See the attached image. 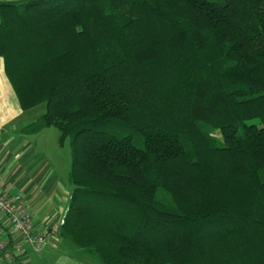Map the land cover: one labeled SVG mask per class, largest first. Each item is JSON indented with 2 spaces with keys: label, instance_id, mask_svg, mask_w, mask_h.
Wrapping results in <instances>:
<instances>
[{
  "label": "trees",
  "instance_id": "obj_1",
  "mask_svg": "<svg viewBox=\"0 0 264 264\" xmlns=\"http://www.w3.org/2000/svg\"><path fill=\"white\" fill-rule=\"evenodd\" d=\"M22 129L70 143L59 233L102 264H264V0L0 1Z\"/></svg>",
  "mask_w": 264,
  "mask_h": 264
},
{
  "label": "crops",
  "instance_id": "obj_2",
  "mask_svg": "<svg viewBox=\"0 0 264 264\" xmlns=\"http://www.w3.org/2000/svg\"><path fill=\"white\" fill-rule=\"evenodd\" d=\"M38 106L21 110L0 57V191L20 194L31 213L33 234L44 233L36 248L0 213L1 240L9 248L17 243L23 246L22 252H0V264H102L59 233V221L65 216L72 190L68 182L71 160L70 156L58 158L46 152L47 143H40V139L49 128L36 134L22 133L45 112L42 109L34 115Z\"/></svg>",
  "mask_w": 264,
  "mask_h": 264
},
{
  "label": "built area",
  "instance_id": "obj_3",
  "mask_svg": "<svg viewBox=\"0 0 264 264\" xmlns=\"http://www.w3.org/2000/svg\"><path fill=\"white\" fill-rule=\"evenodd\" d=\"M0 213H2L9 223L21 233L23 239L35 244L36 248L42 244L44 233L33 234L31 213L24 204L20 194L10 195L0 191ZM63 220L64 217L60 219V225L63 223ZM22 251V244L17 243L9 248L0 237V252L10 254Z\"/></svg>",
  "mask_w": 264,
  "mask_h": 264
},
{
  "label": "rangeland",
  "instance_id": "obj_4",
  "mask_svg": "<svg viewBox=\"0 0 264 264\" xmlns=\"http://www.w3.org/2000/svg\"><path fill=\"white\" fill-rule=\"evenodd\" d=\"M45 109V105L41 104L37 108H35L34 115L41 112V110ZM59 132L57 129L51 127L46 132H44L42 138L40 139V143H47L45 150L52 157H60V156H70V143L69 139L66 140L65 147L61 148L58 144Z\"/></svg>",
  "mask_w": 264,
  "mask_h": 264
}]
</instances>
